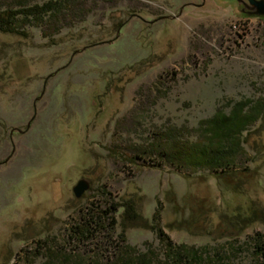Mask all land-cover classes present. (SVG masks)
Wrapping results in <instances>:
<instances>
[{
  "label": "rangeland",
  "instance_id": "1",
  "mask_svg": "<svg viewBox=\"0 0 264 264\" xmlns=\"http://www.w3.org/2000/svg\"><path fill=\"white\" fill-rule=\"evenodd\" d=\"M190 1L0 0L51 9L0 31V264H264V113L224 172L155 152L264 102V18Z\"/></svg>",
  "mask_w": 264,
  "mask_h": 264
},
{
  "label": "trees",
  "instance_id": "2",
  "mask_svg": "<svg viewBox=\"0 0 264 264\" xmlns=\"http://www.w3.org/2000/svg\"><path fill=\"white\" fill-rule=\"evenodd\" d=\"M48 9V8H47ZM43 7H36L20 12L7 11L0 14V31L9 33L14 30L17 16L23 17H38L42 13L50 12ZM264 113V102H252L251 100H243L235 103L229 112L223 109H218L213 117L201 123L199 128L198 138L195 141H184L181 137H175L172 133L169 139L171 146H167L165 150L161 145L167 138L162 137L157 146L159 156L164 161L178 169H206L209 171H226L234 166L242 152L244 135L247 134L250 128L255 125ZM156 149V150H157ZM118 211L116 204L107 206L103 213L97 215L90 214L89 224H96L102 221H109L110 225L114 226L116 221L113 214ZM127 215V214H126ZM130 216V215H129ZM128 216V218H129ZM100 227V225H99ZM103 229H106L104 227ZM160 236L165 235L160 232ZM71 238L73 236L71 235ZM168 240V238H166ZM113 249L117 245L112 243ZM42 248V247H41ZM127 250L122 252L121 264H153L154 260L147 255L142 254L137 258L124 259L127 255ZM167 258L174 264H181L188 257V252L184 246L176 248L170 240L165 245ZM52 255V254H51ZM48 264H53L49 261ZM159 264H166L160 263Z\"/></svg>",
  "mask_w": 264,
  "mask_h": 264
},
{
  "label": "flooded vegetation",
  "instance_id": "3",
  "mask_svg": "<svg viewBox=\"0 0 264 264\" xmlns=\"http://www.w3.org/2000/svg\"><path fill=\"white\" fill-rule=\"evenodd\" d=\"M218 1H223L227 6L231 9H233L235 12H239L242 16L246 18H251L253 16V6L251 4L250 0H218ZM231 5V6H230ZM207 6H212L213 8L217 7L216 0H199V3H193V2H187L183 5L180 6L181 10H184L189 7L197 8V9H202ZM219 7V6H218ZM134 16V15H131ZM124 28L121 27L120 29ZM119 29V30H120Z\"/></svg>",
  "mask_w": 264,
  "mask_h": 264
},
{
  "label": "water",
  "instance_id": "4",
  "mask_svg": "<svg viewBox=\"0 0 264 264\" xmlns=\"http://www.w3.org/2000/svg\"><path fill=\"white\" fill-rule=\"evenodd\" d=\"M253 6V16L264 18V0H250ZM90 185L86 180H81L73 188V193L77 199L82 198V196L89 190Z\"/></svg>",
  "mask_w": 264,
  "mask_h": 264
}]
</instances>
